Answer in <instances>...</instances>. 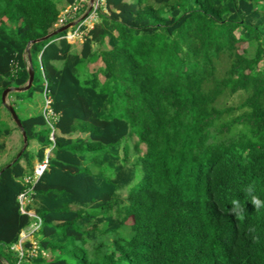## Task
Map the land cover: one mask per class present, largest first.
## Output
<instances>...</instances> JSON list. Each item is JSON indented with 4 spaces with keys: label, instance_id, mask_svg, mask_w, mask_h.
<instances>
[{
    "label": "trees",
    "instance_id": "16d2710c",
    "mask_svg": "<svg viewBox=\"0 0 264 264\" xmlns=\"http://www.w3.org/2000/svg\"><path fill=\"white\" fill-rule=\"evenodd\" d=\"M62 1L77 0H0V154L19 130L3 92L27 85L28 48L34 68L31 88L7 97L28 147L0 162V264H264V208L250 202L264 200V0H105L77 51L68 31L42 39ZM46 89L54 142L42 111H18ZM30 187L39 251L21 258Z\"/></svg>",
    "mask_w": 264,
    "mask_h": 264
},
{
    "label": "built area",
    "instance_id": "2783aa9c",
    "mask_svg": "<svg viewBox=\"0 0 264 264\" xmlns=\"http://www.w3.org/2000/svg\"><path fill=\"white\" fill-rule=\"evenodd\" d=\"M102 0H95L94 3L90 6L88 4V0H77L75 3L70 4L68 7V10L65 12V15L62 13L60 14L59 21L55 24V26H63L69 23H75L76 25L72 27V30L67 32V34L63 37L66 38L70 43L72 41H75L77 37H84L88 34V32L94 27V25L98 21V11L100 10V7L102 4H100ZM84 12L85 10L89 9L83 16L81 15L83 8ZM62 18V19H61ZM61 21V24L59 23ZM58 27V28H59ZM44 97V104H43V110L42 113L44 114L48 125L52 129L51 132V139L54 142L55 141V135L57 129L55 128V124L59 120V113L55 112L52 108V98L48 94V91L46 89V92L43 95ZM47 150L46 157L44 161L37 162L34 169V174L27 176L25 178V181L28 183L35 184L41 175L44 173V171L48 167L49 157L51 155V149ZM49 151V152H48ZM33 187H30L28 190L23 192L19 196V201L21 204V210L23 213L30 215L32 218H34L33 223L27 227L21 234V238L19 243L15 246V249L19 251L20 257L23 258L25 254H29L31 256L38 254V247L37 245L32 241V239H29L28 237H34L36 233L39 231L41 227V218L36 214V212L33 209H28V205L33 203ZM25 238L26 241H23ZM27 241H31L33 247L31 249H25V243ZM20 245L19 249L17 247ZM43 252V251H42ZM44 255H47L45 252H43ZM19 264V263H18Z\"/></svg>",
    "mask_w": 264,
    "mask_h": 264
},
{
    "label": "rangeland",
    "instance_id": "374dc122",
    "mask_svg": "<svg viewBox=\"0 0 264 264\" xmlns=\"http://www.w3.org/2000/svg\"><path fill=\"white\" fill-rule=\"evenodd\" d=\"M88 4L91 6V0H88ZM100 4H102V6L104 7L105 5V0H102V2H100ZM70 4L67 5V1H62L59 2V6L61 9V14L63 13L65 15V12L68 10ZM85 7L82 10L81 15L83 16L87 11H89V9L85 10ZM105 12H107L106 9H104ZM62 19V18H61ZM98 19H99V14H98ZM61 24V21L59 22ZM76 23V22H75ZM70 24V23H69ZM68 25V24H66ZM64 26V25H63ZM59 27V26H58ZM56 26V28H58ZM62 27V26H60ZM59 27V28H60ZM72 30V26L69 28V32ZM84 41V37H77L75 39V41H72L71 44L73 45V49L74 51H77L81 48L82 43ZM101 65V64H100ZM97 67H99V65H90L89 68L92 69H97ZM38 76H40V70L38 69L37 71ZM14 99L12 98L11 100L9 98H7V102L10 104V101H13ZM20 104V103H19ZM43 104H44V97L42 94L40 93H36L34 95V97H32L31 99L24 101L23 104H20L18 107V111L19 114L23 117V116H28V115H34L40 111L43 110ZM7 118H9L12 123V119L11 117H9L8 115H6ZM138 140L137 136H131L130 138H128L127 143L130 147V161H129V166L135 161V159L138 156V153L134 150V145L136 143V141ZM24 146V142L22 141V132L21 130H15L13 135L7 139V148L5 150V152L0 154L1 157V163H6L8 161H10L19 151L21 148H23ZM29 149L34 152L35 154L37 153V151L40 149V144L37 141H32ZM49 152V151H48ZM142 152H145V146H142ZM47 153V152H46ZM123 154V153H122ZM100 162V161H99ZM98 162V163H99ZM24 163V162H23ZM98 163L95 165V168L97 170L94 169V171H100V165H98ZM98 168H97V167ZM141 171V170H140ZM141 175V172L139 173V176ZM138 182V178L130 185V189L126 188L124 190H122L120 192V197L122 199H125L128 196L129 190L132 189V187L134 185H136ZM96 220V219H95ZM99 227V231H103V229L106 228V223H100L98 225ZM99 233V232H98ZM120 233L125 236V237H129L131 235V230L129 228H124L120 231ZM37 234V233H36ZM29 239H32V241L37 245V247L39 248V244H38V238L37 235H35L34 237H28ZM23 241H26L25 238ZM20 245L17 247V249H19ZM66 258L69 261V264H76V257L73 254L67 255Z\"/></svg>",
    "mask_w": 264,
    "mask_h": 264
},
{
    "label": "water",
    "instance_id": "95a60500",
    "mask_svg": "<svg viewBox=\"0 0 264 264\" xmlns=\"http://www.w3.org/2000/svg\"><path fill=\"white\" fill-rule=\"evenodd\" d=\"M91 2L94 3L95 0H91ZM71 26H75V23H70V24H68L66 26H63L60 29H57L56 31L51 33L50 35H47L46 37H43L42 39H46V38H48V37H50V36H52L54 34L66 31ZM42 39H40V40H42ZM28 60H29V63H30V78H29V81H28L27 85L24 86V87H11V88H8V89H6L3 92V96H2L4 105L7 107V109L11 113L12 118H13L14 122L17 124V126L19 127V129L21 130L22 135H23V139H24V146H23L21 152L18 154L17 158H19L20 155L22 154V152L28 147V137H27L26 131L23 128L22 122H21V120L19 118V115L16 112L14 106L7 102V97L9 95V93L12 92V91H25V90H28V89L31 88V86L33 84V81H34V68L32 66V57H31V53H30V49L29 48H28Z\"/></svg>",
    "mask_w": 264,
    "mask_h": 264
},
{
    "label": "clouds",
    "instance_id": "9594fccd",
    "mask_svg": "<svg viewBox=\"0 0 264 264\" xmlns=\"http://www.w3.org/2000/svg\"><path fill=\"white\" fill-rule=\"evenodd\" d=\"M101 7H102V5H101ZM100 7V8H101ZM98 22V21H97ZM72 23V22H71ZM76 25V24H75ZM64 26H66V25H64ZM95 26V25H94ZM63 27V26H62ZM72 27H74V26H72ZM61 28V27H60ZM60 28H58V29H60ZM66 31H69V29L68 30H66ZM89 33V32H88ZM87 36V35H86ZM86 36H85V38H86ZM64 37V36H63ZM62 37V38H63ZM85 38H84V40H85ZM84 42V41H83ZM70 43V42H69ZM50 149V148H49ZM52 150V149H51ZM245 191L248 193V194H251V193H253V191H254V188H253V186L252 185H249L246 189H245ZM250 202H251V204L255 207V209L256 210H259V209H261V208H264V200H261L259 197H257V196H255V195H251V200H250ZM231 204H232V207H231V209H230V212L233 214V215H236V216H239V215H241L242 214V212H243V206L241 205V202L239 201V199H234V200H232V202H231Z\"/></svg>",
    "mask_w": 264,
    "mask_h": 264
}]
</instances>
